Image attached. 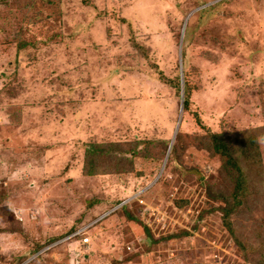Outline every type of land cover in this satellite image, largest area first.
I'll list each match as a JSON object with an SVG mask.
<instances>
[{
    "label": "rangeland",
    "instance_id": "374dc122",
    "mask_svg": "<svg viewBox=\"0 0 264 264\" xmlns=\"http://www.w3.org/2000/svg\"><path fill=\"white\" fill-rule=\"evenodd\" d=\"M261 136L264 0H0V264H264Z\"/></svg>",
    "mask_w": 264,
    "mask_h": 264
},
{
    "label": "trees",
    "instance_id": "16d2710c",
    "mask_svg": "<svg viewBox=\"0 0 264 264\" xmlns=\"http://www.w3.org/2000/svg\"><path fill=\"white\" fill-rule=\"evenodd\" d=\"M124 88H126L125 86H124ZM122 102H119V105H117V106H114V111L113 112H117L118 113V111H120L121 110V108H124V109H129L130 110V107H132L133 109H134V106H133V104H132V106H128V102H123L122 104L125 106V107H122V104H121ZM187 104H186V101H183V107L184 106H186ZM124 114H122L121 116H123ZM137 115H139V114H137ZM127 120H129V119H127ZM200 139V138H199ZM217 144H218V147L216 148V147H214L217 151H219V153L220 154H222V155H224L225 153H226V151L227 150H225V145L223 144V143H221L220 141H218L217 142ZM227 154V153H226ZM230 157V156H229ZM228 164L232 167V168H234V170H235V172H236V178L237 179H240V181H241V179H242V177H243V171L244 170H241L240 168V164H241V162H239V161H236V160H232L231 159V157L230 158H228ZM238 185H239V183H237ZM240 186V185H239ZM240 188L236 185V190L238 191ZM230 214V209H227V208H224L223 210H222V216H223V219H224V222H222L223 223V226L225 227V229L227 230V231H229V232H231V231H233V230H231L230 229V224H229V222L227 221V219H228V215ZM74 230V228L73 227H70L69 228V230H68V232L67 233H65V235H68V234H71L72 233V231ZM75 231V230H74ZM73 231V232H74Z\"/></svg>",
    "mask_w": 264,
    "mask_h": 264
},
{
    "label": "clouds",
    "instance_id": "9594fccd",
    "mask_svg": "<svg viewBox=\"0 0 264 264\" xmlns=\"http://www.w3.org/2000/svg\"><path fill=\"white\" fill-rule=\"evenodd\" d=\"M257 143L260 144V145H262V146H264V136L258 137L257 138ZM68 235H70V234H68Z\"/></svg>",
    "mask_w": 264,
    "mask_h": 264
}]
</instances>
